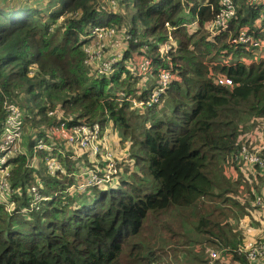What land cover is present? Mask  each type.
I'll list each match as a JSON object with an SVG mask.
<instances>
[{
	"label": "trees",
	"instance_id": "obj_1",
	"mask_svg": "<svg viewBox=\"0 0 264 264\" xmlns=\"http://www.w3.org/2000/svg\"><path fill=\"white\" fill-rule=\"evenodd\" d=\"M234 2L227 30L211 37L206 25L219 11L220 0H117V13L100 10L98 0H0V137L1 107L8 98L22 112L31 150L7 161L10 189L5 196L13 210L0 202V264H161L158 251L140 240L146 221L214 196L217 184L209 164L215 167L220 161L238 170L232 157L248 141L244 123L253 120L258 126L264 119V54L255 59L250 46L231 44L242 30L264 43V5ZM195 17L196 25H189ZM166 24L173 45L160 58L158 49L169 33ZM92 26L114 27L120 36L131 37L118 38V46L123 43L128 51L111 77H96L84 65V37ZM139 57L152 63L151 77L138 86L146 89L143 98L158 85L160 70L170 69L174 78L160 102L143 114L118 97L134 94L121 75L126 60L133 66ZM219 78L232 85H218ZM110 87L119 90L111 93ZM49 112L61 113L69 125L116 129L130 142L124 175L78 191L80 180L73 176L78 167L70 157L58 155L62 146L57 142L50 153H35L36 170L27 168L30 161L24 155L32 159L37 140L51 144L47 127L56 114L49 117ZM49 156L66 175L48 174L44 163ZM91 161L82 172L93 168ZM245 171L255 172L247 184L253 201L264 171ZM31 188L47 198L37 210L31 207ZM195 230L206 242L218 239L232 263H245L236 254L239 232H213L203 217Z\"/></svg>",
	"mask_w": 264,
	"mask_h": 264
},
{
	"label": "built area",
	"instance_id": "obj_2",
	"mask_svg": "<svg viewBox=\"0 0 264 264\" xmlns=\"http://www.w3.org/2000/svg\"><path fill=\"white\" fill-rule=\"evenodd\" d=\"M8 1V0H5ZM159 0H153L157 2ZM245 4L250 7H258L264 5V0H243ZM99 9L105 10L111 13H117L118 3L117 0H98ZM235 2L234 0H220V9L215 15L214 19L206 25V31L210 36H216L225 32L229 26V22L235 15ZM191 26L196 25V17L189 24ZM168 29V36L166 43L159 47L158 52L160 58H163L169 52L173 45L172 35L170 34V28L168 24L165 25ZM118 38L121 40H130L131 37L128 35H119L115 28L107 26H92L89 28L84 39L87 44L83 46V52L85 53L84 65L87 68L92 69L95 72L96 77H111L115 70V65L119 64L122 60L121 53L115 48L111 51V54H107L106 50L115 43L118 46ZM233 46L248 45L253 50H263L264 43L254 40L246 30H242L236 39L231 41ZM126 65H124L125 67ZM132 66V65H131ZM151 59L142 58L133 69L126 68L131 72V75L141 83L147 74L151 71ZM169 64V68H170ZM173 74L170 69H162L157 77L158 85L153 88L146 98L142 97V92L145 91V87L139 88L135 92L134 96H127L124 92L118 94L119 98H124L128 101L134 109H148L157 105L169 84L173 80ZM217 84L220 86H231V80L227 78L217 79ZM1 113L3 115V130L0 137V190H4L5 194L10 189V166H7V161L17 153L23 154L17 151V145L23 136V117L20 108L5 98ZM54 114V122L47 127L48 140L51 142L50 145L44 144L42 139L37 140L32 148V154L37 151H45L50 153L52 146L57 142L62 147L58 146V155L65 158L67 154L62 149L64 146L72 147V152L89 157L92 161V169L81 171L79 176H76L80 182L77 185L78 191H84L88 187L92 186H103L113 180L118 175L116 162L107 160L108 165L104 168L100 167L98 162L99 158L106 155L107 145L109 144V131L101 129L98 124L94 125H69L68 120H62L61 113L49 112L48 116L52 117ZM255 131L251 135H247V143L242 144L238 149L237 153L232 157V162L238 166V170L244 169H258L264 171V119L258 122V126H255ZM70 157V156H68ZM86 157V158H87ZM46 171L50 176L64 175L66 173L63 165L57 161L55 157H47L45 159ZM33 199L31 207L37 210L40 201H46L47 198H43L37 192L35 188L30 189ZM2 195V192H0ZM0 202L7 204V211L10 212L13 209V205L4 200ZM255 205L264 207V192L262 195L255 198ZM264 216V215H263ZM264 223V219H263ZM248 241H243L240 247L236 250V254L243 257L244 264H264V236L256 237ZM229 254V253H227ZM229 254V259L231 261ZM224 258L220 256V253L215 249H210L208 264H215L216 262H224ZM233 264H240L233 262Z\"/></svg>",
	"mask_w": 264,
	"mask_h": 264
},
{
	"label": "rangeland",
	"instance_id": "obj_3",
	"mask_svg": "<svg viewBox=\"0 0 264 264\" xmlns=\"http://www.w3.org/2000/svg\"><path fill=\"white\" fill-rule=\"evenodd\" d=\"M120 8L122 9V6H120ZM42 10H44V7ZM185 17L187 19L190 18L187 14ZM115 48L116 45L114 43L106 50L107 54H111V51ZM117 50L123 57V54L128 51V48L121 43ZM258 51L259 50H254L253 56L255 59L264 54ZM140 60H142V58H137V63ZM243 61L245 60L243 59ZM125 65L126 68L131 69L135 67V65L131 66L128 60H126ZM118 66V64L115 65L116 71L118 70ZM121 76L122 79L127 80V84H129L131 91L134 90L135 94L138 86H140L142 82L139 83V81L131 75L129 70L124 72ZM148 77H151V75L147 74V78ZM107 90L113 93L118 92L119 88L110 87L107 88ZM134 94L132 96H134ZM130 109L134 108L130 107ZM134 110L139 114H143L147 109ZM255 123L256 122L253 120L246 121L244 123L246 135H252L254 133L256 130ZM105 130L109 131V144L107 145L108 153L103 155L102 158H99L98 162L100 167L102 166L101 168H104L108 165L107 160H111L113 163H118L116 172L124 175L123 171L125 170V165L127 166L130 164L128 151L130 142L129 140L123 141L118 135L116 129L106 127ZM28 142V134H26L24 130L22 139L17 145V151L30 153L31 150L27 149ZM63 148L72 154L67 156H70V160L76 167H78L77 171L74 170L73 176H79L81 169H84L83 164H85L86 161L89 162L91 159L86 158L83 154L81 155L80 152L74 154L72 152L74 149L70 146H64ZM24 156H26V158L30 161L27 168H34V170H36L35 154H32V159H30L29 155ZM61 158H63V156H61ZM216 162L217 164L215 167L214 165L209 164L210 174L217 184V188L214 189V196L201 199V201L194 208H188L186 210H168L159 215L157 218L148 219L146 221L140 240H146L148 242L147 245L151 250L158 251L161 264H208L209 251L211 248L218 251L220 256L225 260L224 262H216L215 264H233L230 260H228V249L225 248L218 239L210 237L213 243L206 242L204 234L196 231L195 227L198 225L200 218L203 217L209 221V229L213 232H218L220 230L228 231L229 229L234 232H238L239 230L236 227L240 222L238 220L244 219V216H247L245 201L248 198L250 199L247 192V184L250 185V183L253 182L255 172H246L244 168H241L240 171L232 169L236 171V175L234 177H230L231 174H229L228 165L222 164L220 161ZM66 174L67 173L64 175ZM222 176L226 179H222ZM225 180L227 181V184ZM225 188H227V191L223 192ZM261 188L262 186L260 185L259 191ZM72 189V187H69L68 189L71 194L74 193ZM153 191L154 188H152L151 192ZM0 192H2V195L0 194V200H4L6 202L8 198L4 197V190H0ZM250 215L253 217V214ZM251 225L255 226L257 224L252 221L249 226ZM256 233H258V231H252L254 236L257 235Z\"/></svg>",
	"mask_w": 264,
	"mask_h": 264
},
{
	"label": "crops",
	"instance_id": "obj_4",
	"mask_svg": "<svg viewBox=\"0 0 264 264\" xmlns=\"http://www.w3.org/2000/svg\"><path fill=\"white\" fill-rule=\"evenodd\" d=\"M263 52H264V47H263ZM112 138V136H111ZM112 141V140H111ZM234 168H228L229 170V174H231L230 177H234L236 174V171L232 170ZM243 175V174H242ZM262 188L260 189L259 193L255 195L254 198H256L257 196H260V194L262 195V193L264 192V182L262 183ZM248 189L250 190V188L247 187V192ZM253 198V201L251 199H247L245 201V205L246 203L249 204L250 207H246L247 208V216H244V219H239L238 221H240L237 224V228H238V232L241 234V243L243 241H248L253 239V234L252 231H258V233H256L257 235H255L256 237H262L264 236V223H263V219H264V207H260L255 205V200ZM251 200V201H250ZM250 214H253V217H251ZM256 223L257 225L253 226H249V224H251V222ZM255 237V238H256ZM198 245V244H197Z\"/></svg>",
	"mask_w": 264,
	"mask_h": 264
}]
</instances>
